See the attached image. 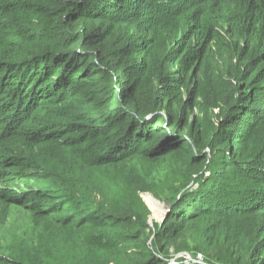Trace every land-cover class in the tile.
I'll list each match as a JSON object with an SVG mask.
<instances>
[{
  "label": "trees",
  "instance_id": "trees-1",
  "mask_svg": "<svg viewBox=\"0 0 264 264\" xmlns=\"http://www.w3.org/2000/svg\"><path fill=\"white\" fill-rule=\"evenodd\" d=\"M236 4L0 0V208L50 264H264V0Z\"/></svg>",
  "mask_w": 264,
  "mask_h": 264
},
{
  "label": "rangeland",
  "instance_id": "rangeland-1",
  "mask_svg": "<svg viewBox=\"0 0 264 264\" xmlns=\"http://www.w3.org/2000/svg\"><path fill=\"white\" fill-rule=\"evenodd\" d=\"M237 0H228L229 9H237ZM46 27L45 24L38 23L37 28ZM193 116L197 118H204L209 123L213 121V111L209 110L207 116H203L197 108L193 109ZM51 151V149H50ZM40 157L45 158L46 153H39ZM59 155L65 161L66 167H68V174L70 175V181L78 185L77 180L80 176L83 177L86 183L92 182V185L101 179L95 173H80V167H77L76 163L72 161V156H70L69 151L60 152ZM168 161L173 160L172 155L165 156ZM173 162V161H172ZM142 164L146 165V161H143ZM173 166V164H172ZM86 176V177H85ZM98 188H82L83 190H90L93 193H101L102 185L100 183ZM166 206L156 207V203L153 201L149 204L148 209L150 211L149 216L147 217L148 226L151 227L154 221L158 220L161 216L164 215V208ZM1 209V223H0V238L3 244V247L9 254H14L15 256H21L26 261L32 264H50L49 255L42 251L38 243V227H35L34 223L31 222L30 217L25 209L19 205H5ZM40 230V229H39ZM146 233L151 234L150 228L146 229ZM79 247V246H78ZM83 250H77L81 252ZM72 257V248L69 250V253H64L61 259L70 261ZM189 260L191 256L187 257ZM53 264V263H51Z\"/></svg>",
  "mask_w": 264,
  "mask_h": 264
},
{
  "label": "built area",
  "instance_id": "built-area-1",
  "mask_svg": "<svg viewBox=\"0 0 264 264\" xmlns=\"http://www.w3.org/2000/svg\"><path fill=\"white\" fill-rule=\"evenodd\" d=\"M197 258H198V259H201V255H200V254H198V255H197Z\"/></svg>",
  "mask_w": 264,
  "mask_h": 264
},
{
  "label": "clouds",
  "instance_id": "clouds-1",
  "mask_svg": "<svg viewBox=\"0 0 264 264\" xmlns=\"http://www.w3.org/2000/svg\"><path fill=\"white\" fill-rule=\"evenodd\" d=\"M198 255V254H197ZM198 261H200V259H198Z\"/></svg>",
  "mask_w": 264,
  "mask_h": 264
}]
</instances>
